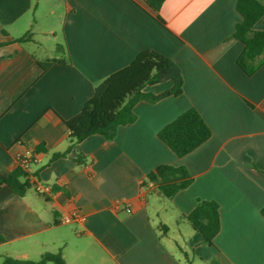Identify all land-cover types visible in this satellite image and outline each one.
Listing matches in <instances>:
<instances>
[{
  "label": "crops",
  "instance_id": "1",
  "mask_svg": "<svg viewBox=\"0 0 264 264\" xmlns=\"http://www.w3.org/2000/svg\"><path fill=\"white\" fill-rule=\"evenodd\" d=\"M236 2L165 0L162 25L145 0H0V176L27 153L36 173L24 196L0 186V264L59 252L66 264H264V64L253 75L238 64L245 45L232 38L242 21ZM144 50L179 65L183 94L139 102L137 120L113 140L93 135L51 162L68 148L65 121ZM67 56L69 65L39 64ZM190 108L212 136L180 158L158 133ZM163 165L194 179L171 200L142 187ZM200 200L219 204L213 246L187 220ZM74 211L86 221L63 224Z\"/></svg>",
  "mask_w": 264,
  "mask_h": 264
},
{
  "label": "trees",
  "instance_id": "2",
  "mask_svg": "<svg viewBox=\"0 0 264 264\" xmlns=\"http://www.w3.org/2000/svg\"><path fill=\"white\" fill-rule=\"evenodd\" d=\"M154 11L157 22L165 25L159 11L165 0H145ZM236 10L242 21L235 26L232 38L244 43L245 49L238 59L240 67L253 75L264 64V30H255V25L264 17V0H237ZM17 39L21 42L30 38ZM64 46H58L57 51ZM44 71L54 65L71 64L69 56L63 59L52 58L40 61ZM171 82L172 87L160 94L147 92L149 86ZM184 78L179 65L171 58L155 51L144 50L125 68L116 71L102 82L94 91V95L83 106L75 117L65 121L69 129L68 148L63 153L52 156L51 162L68 157L71 151L81 142L93 135H101L107 140H113L121 126L133 124L137 120L135 106L142 101L157 103L168 97H179L183 94ZM212 136L211 129L195 108H190L172 122L163 127L158 138L166 144L173 153L182 158L195 151ZM44 147L35 148L36 153L44 152ZM87 157L79 153L75 161L84 164ZM36 175L20 165L7 175L0 176V186H8L14 193L24 196L33 188L31 177ZM194 179L185 167L163 165L147 174L142 187L149 190L155 188L165 199L171 200L177 193L189 188ZM264 217V208L261 211ZM193 230L200 233L203 242L214 245V240L221 230L219 204L216 201H198L196 208L187 216ZM164 231L167 226L160 225ZM66 264L61 252L44 254L38 263L30 264ZM21 261L5 259L3 264H21Z\"/></svg>",
  "mask_w": 264,
  "mask_h": 264
},
{
  "label": "built area",
  "instance_id": "3",
  "mask_svg": "<svg viewBox=\"0 0 264 264\" xmlns=\"http://www.w3.org/2000/svg\"><path fill=\"white\" fill-rule=\"evenodd\" d=\"M31 164V156L29 153L27 154H17L16 156V165H20L26 170H30ZM38 191H42L40 186H37ZM86 218L82 216L78 211L72 212L70 215L63 216L61 218V222L63 224H71L74 222H85Z\"/></svg>",
  "mask_w": 264,
  "mask_h": 264
},
{
  "label": "rangeland",
  "instance_id": "4",
  "mask_svg": "<svg viewBox=\"0 0 264 264\" xmlns=\"http://www.w3.org/2000/svg\"><path fill=\"white\" fill-rule=\"evenodd\" d=\"M153 219L155 221V223L159 224L160 223V220L156 217V216H153ZM161 233H163L162 231H160ZM180 254V252H178ZM183 263H184V256H183ZM49 264H52V263H49Z\"/></svg>",
  "mask_w": 264,
  "mask_h": 264
}]
</instances>
